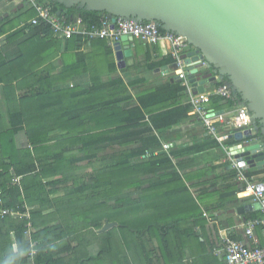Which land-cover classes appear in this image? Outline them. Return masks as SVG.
Segmentation results:
<instances>
[{
    "label": "crops",
    "instance_id": "1",
    "mask_svg": "<svg viewBox=\"0 0 264 264\" xmlns=\"http://www.w3.org/2000/svg\"><path fill=\"white\" fill-rule=\"evenodd\" d=\"M31 14L32 8L21 0H0V153L5 151L1 150V144H10L9 137L16 127L21 130L13 135L15 149L29 150L33 159L35 149L52 145L53 141L48 139L60 132V128L55 126L59 122L55 120H61L66 112L48 105L50 101H56L46 97L48 89L56 92L69 86L86 90L95 85L89 75H75L67 81L63 70L67 65L75 66L73 69L85 66L86 56L91 62H88L90 68L95 65V56H98V66L105 71L109 65L107 60H110L116 71L102 74L100 82L121 79L126 86L123 96L129 97L128 101L121 102V110L136 106L156 112V129L147 117L145 121L156 137V158L162 156L170 165L165 171L156 173V184L152 182L156 185V193L147 196L153 203L146 208V212L156 216V241L153 240L156 262L163 264L166 258L169 261L179 260L178 264H223L220 239L224 236L253 246L245 235V227L249 221L260 217L259 208L252 197L246 194L239 196L244 185L236 181V169L226 160L221 146L206 133L202 122L190 114L188 92L182 82L177 81L170 46L164 42L151 45L134 39L130 57H125L124 66L118 67L113 43L108 40L99 43L95 40V45L80 42L76 49L68 51L65 40L61 38L52 35V39H47L34 35L29 26ZM188 53L185 51L183 57ZM169 60L172 63L168 64ZM221 83L222 80L214 84L206 82L203 93L210 94ZM190 87L196 94V88ZM227 103L211 95L208 110L214 116L222 115L231 120L235 106ZM188 107L189 111H186ZM90 117L95 118L92 113ZM108 119L100 116L90 122V133H109ZM215 126L221 134H232L225 145L235 148L249 141V138L241 142L235 140L236 132L223 123H216ZM252 129L255 130L253 123ZM28 133L39 135L44 144L32 147ZM163 146L167 149L164 150ZM103 148L108 154L113 152L111 148ZM140 148L141 142L135 140L119 149ZM41 156L50 161L46 153ZM143 159L142 156L132 159V162ZM245 175L255 185L264 183V171H247ZM16 178L19 186L21 177ZM135 194L139 197L138 191ZM25 210L24 214L15 213L22 217L31 209ZM51 212L45 210L43 214ZM254 237L258 245L264 247V229L257 228ZM35 244L31 243V246ZM94 249L93 245L87 251ZM62 252L59 253L60 258L71 259Z\"/></svg>",
    "mask_w": 264,
    "mask_h": 264
},
{
    "label": "trees",
    "instance_id": "2",
    "mask_svg": "<svg viewBox=\"0 0 264 264\" xmlns=\"http://www.w3.org/2000/svg\"><path fill=\"white\" fill-rule=\"evenodd\" d=\"M38 1L50 6L54 13L78 15L89 25L97 24L105 15L67 10L47 0ZM34 16L32 9L31 19ZM29 26L34 35L52 39L48 26L30 23ZM97 41H91L90 45L104 40ZM79 43L78 39L65 41V48L74 50ZM95 58V65L90 68L88 62H91L86 56L85 66L73 69L75 66L67 65L63 70L67 81L86 73L95 83L92 87L81 90L66 86L56 92L48 89L46 97L56 100L48 105L66 112L61 120H55L59 122L55 126L60 132L48 139L53 141L52 145L35 149L33 159L29 150L15 149L13 135L21 130L17 127L9 137L10 144H1V150L5 151L0 153V208L19 214L29 208L31 212L28 218H0V264H161L153 258L156 255L153 245L156 216L146 212L153 203L147 196L156 193V173L170 167L162 156L156 158V137L145 121L147 117L156 129V112L136 106L121 110V102L129 99L123 96L126 86L121 79L100 82L102 74L113 73L116 69L114 63L107 60L108 69L104 71L98 66V56ZM236 99L241 103L238 96ZM100 116L109 117L106 123L110 132L90 133L89 123ZM255 128L259 131L257 123ZM259 136L258 132L254 138ZM27 137L34 148L44 144L39 135L28 133ZM135 140L141 142L140 149H119ZM103 147L113 152L108 154ZM44 153L50 158L49 162L41 156ZM142 156L144 159L140 162H132ZM16 177H21L19 186L11 183ZM132 190L139 192L137 199L128 197L126 192ZM60 193L61 196L50 198ZM45 210L52 212L43 214ZM105 223L114 225L101 232ZM31 243L36 244L32 247ZM93 245L95 249L87 251ZM82 246L86 247L84 252L80 250ZM31 250L35 252L30 256ZM60 252L71 259L60 258ZM178 263L179 260H163V264Z\"/></svg>",
    "mask_w": 264,
    "mask_h": 264
},
{
    "label": "water",
    "instance_id": "3",
    "mask_svg": "<svg viewBox=\"0 0 264 264\" xmlns=\"http://www.w3.org/2000/svg\"><path fill=\"white\" fill-rule=\"evenodd\" d=\"M47 1L67 10H84L141 23L155 22L162 30L184 37L185 51H189L184 58L188 83L197 93H203L206 82L214 84L226 79L252 121L259 126L254 136L252 132L234 135L237 141L248 138L249 141L235 147L238 153L233 157L250 173L264 171V0ZM61 13L58 11L57 15ZM133 40L123 36L113 43L118 67H123L124 58L130 57ZM258 132L260 136L254 138ZM256 187L264 190V183ZM113 225L105 223L101 231Z\"/></svg>",
    "mask_w": 264,
    "mask_h": 264
},
{
    "label": "built area",
    "instance_id": "4",
    "mask_svg": "<svg viewBox=\"0 0 264 264\" xmlns=\"http://www.w3.org/2000/svg\"><path fill=\"white\" fill-rule=\"evenodd\" d=\"M35 11V16L29 21L33 26L44 24L50 28L54 37L61 38L65 41L78 39L81 43H90L95 40H108L115 43L123 36H130L139 39L147 44L155 45L158 43H167L170 46V55L176 67L175 73L182 86L188 92V103L191 106L190 114L197 117L208 135H210L222 148L226 160L236 169V181L244 185L239 192L252 197L258 205L260 217L251 220L246 224L245 235L251 241L253 246L246 245L236 241L228 236L222 237L221 254L223 264H264V247L258 245L254 237V231L257 228L264 229V190H258L256 185L251 183L245 173L247 172L240 162L233 156L236 153L234 148L225 145V142L232 134L220 133L216 128V123H223L232 131L248 133L252 132V118L247 108L239 103L231 87L226 83H221L210 94L193 93L186 79L184 66V52L187 47V41L184 37L162 30L155 22H137L134 20H125L108 15H102L97 24L89 25L78 15H67L54 13L48 5L40 3L38 0H21ZM162 30V31H160ZM173 65V66H174ZM216 95L222 100L231 102L235 106V114L231 120H226L222 115L214 116L208 110L210 96ZM166 150L167 146H163ZM18 178L12 180L13 185L18 184ZM249 193V194H247ZM2 192L0 190V206L2 205ZM17 217L15 211L0 208V218ZM33 255L31 251L30 256Z\"/></svg>",
    "mask_w": 264,
    "mask_h": 264
},
{
    "label": "rangeland",
    "instance_id": "5",
    "mask_svg": "<svg viewBox=\"0 0 264 264\" xmlns=\"http://www.w3.org/2000/svg\"><path fill=\"white\" fill-rule=\"evenodd\" d=\"M42 3V2H41ZM132 191H134V190H132ZM130 192V191H128V192H126L127 193V195H128V197H129V195H130V198H132V199H137L138 197H137V195L135 194L136 192L134 191V192ZM112 203V202H111ZM28 215L29 214H26L25 216H22V217H24V218H28ZM18 217V216H17ZM22 217H20V218H22ZM154 230L156 231V228L154 227ZM116 241V240H115ZM89 242H91V241H89ZM115 244H117L116 242H115ZM72 246H75V243H72ZM85 249H86V247H84V246H82V248L80 249L81 250V252H84L85 251ZM152 250V249H151ZM154 252V251H153Z\"/></svg>",
    "mask_w": 264,
    "mask_h": 264
},
{
    "label": "flooded vegetation",
    "instance_id": "6",
    "mask_svg": "<svg viewBox=\"0 0 264 264\" xmlns=\"http://www.w3.org/2000/svg\"><path fill=\"white\" fill-rule=\"evenodd\" d=\"M237 96V95H236ZM240 100V99H239ZM241 102V101H240ZM241 104H242V102H241ZM253 124H255L254 122H253ZM255 130H256V128H255Z\"/></svg>",
    "mask_w": 264,
    "mask_h": 264
},
{
    "label": "bare ground",
    "instance_id": "7",
    "mask_svg": "<svg viewBox=\"0 0 264 264\" xmlns=\"http://www.w3.org/2000/svg\"><path fill=\"white\" fill-rule=\"evenodd\" d=\"M247 194H249V193H247Z\"/></svg>",
    "mask_w": 264,
    "mask_h": 264
}]
</instances>
